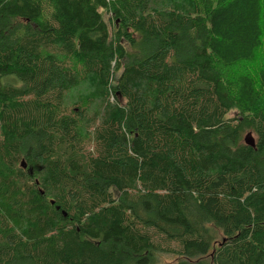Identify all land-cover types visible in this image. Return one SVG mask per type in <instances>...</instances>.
<instances>
[{"label": "trees", "instance_id": "16d2710c", "mask_svg": "<svg viewBox=\"0 0 264 264\" xmlns=\"http://www.w3.org/2000/svg\"><path fill=\"white\" fill-rule=\"evenodd\" d=\"M0 161V264H264V0H0Z\"/></svg>", "mask_w": 264, "mask_h": 264}, {"label": "rangeland", "instance_id": "374dc122", "mask_svg": "<svg viewBox=\"0 0 264 264\" xmlns=\"http://www.w3.org/2000/svg\"><path fill=\"white\" fill-rule=\"evenodd\" d=\"M104 18L107 22L110 21L111 15L107 13L106 11H103ZM261 63V57H258L255 62L250 64H245L242 66H239L233 70H230L229 77H233L235 79L236 76H238L240 73H242L245 70H254L255 67L259 66ZM106 95L104 94L103 89L99 85L98 82L95 80H91L90 82L83 84V86H80L76 90H73L68 98H67V106L76 108L77 106H74L78 103H82L83 106L90 108L92 112H101L104 115L108 112L107 109V100ZM93 98L95 100L94 104L89 103L90 99ZM110 101L114 102V98L110 97ZM238 115V111L231 112L228 116L229 118H234ZM244 139L246 141L252 140L254 142L257 141V137L254 134H251L249 132H246ZM0 173L2 175H10V172L2 166L0 161ZM38 184V181H37ZM44 190L41 189V194L44 195ZM157 264H171L175 261V258L172 256H157L156 259Z\"/></svg>", "mask_w": 264, "mask_h": 264}, {"label": "water", "instance_id": "95a60500", "mask_svg": "<svg viewBox=\"0 0 264 264\" xmlns=\"http://www.w3.org/2000/svg\"><path fill=\"white\" fill-rule=\"evenodd\" d=\"M248 144H250L251 146H255V142L254 141H252V140H248V141H246Z\"/></svg>", "mask_w": 264, "mask_h": 264}]
</instances>
